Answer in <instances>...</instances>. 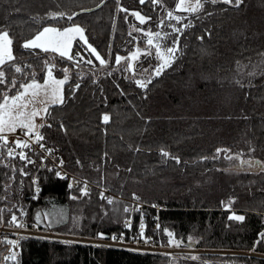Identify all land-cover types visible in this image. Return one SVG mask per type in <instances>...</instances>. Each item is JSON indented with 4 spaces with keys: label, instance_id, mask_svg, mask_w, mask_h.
I'll list each match as a JSON object with an SVG mask.
<instances>
[{
    "label": "trees",
    "instance_id": "trees-1",
    "mask_svg": "<svg viewBox=\"0 0 264 264\" xmlns=\"http://www.w3.org/2000/svg\"><path fill=\"white\" fill-rule=\"evenodd\" d=\"M102 1L0 0V32L9 33L13 63L23 69H4L17 82L13 91L22 82L42 80L50 64L58 76L66 68L70 77L65 102L49 107L41 131L49 158L27 149L28 163L19 152L9 157L0 147V226L14 228L23 219L58 235L98 239L103 233L127 243L150 240L156 247L172 239L196 242L203 253L190 264H264V0H244L238 8L204 2L198 13L177 11L178 0L160 5L109 0L68 19ZM134 11L151 19L141 24ZM167 11L181 21L167 18ZM162 19L181 31L179 45H171L179 49L173 63L157 76L153 69L161 61L148 37L134 28L155 33ZM74 24L91 36L110 61L107 67L79 42L74 49L78 60L84 57L79 64L22 47L47 25ZM146 47L152 55L136 60L134 71L125 70L129 60L115 63L117 56ZM35 55L40 58H28ZM87 59L93 63L87 65ZM149 79L146 88L135 82ZM61 161L76 187L60 173ZM85 183L93 186L87 196ZM102 194L113 196V203ZM233 215L244 220L229 219ZM9 241L11 234H0V264L182 262L170 254L39 238H21L15 250ZM13 253L15 260L5 259Z\"/></svg>",
    "mask_w": 264,
    "mask_h": 264
},
{
    "label": "snow or ice",
    "instance_id": "snow-or-ice-1",
    "mask_svg": "<svg viewBox=\"0 0 264 264\" xmlns=\"http://www.w3.org/2000/svg\"><path fill=\"white\" fill-rule=\"evenodd\" d=\"M147 2L160 5L162 4V0H147ZM204 2H210L212 4L216 3H224L228 5H232L234 7H240L244 3V0H204ZM204 2L202 0H178L176 4V10L198 13L204 8ZM140 4L146 3V0H139ZM120 11L128 12L129 10L126 8H120ZM57 14H53V18L56 17ZM60 17H63L65 14H58ZM141 24L147 23L150 20V17H145L141 15L139 11H134L131 13ZM73 17L68 16V19L71 20ZM167 18L177 21L179 23L181 21L180 16H175L172 11H167ZM164 21L161 20L160 24L163 25ZM174 27V26H173ZM187 27V25L185 26ZM135 31L144 32L143 29L134 28ZM175 32H180V28H175ZM85 29L79 25H73L71 27L66 28H57L53 26L44 27L41 31H39L32 39L27 40L22 45L25 49H40L45 53L51 52L59 55L61 59H67L69 61H75L77 64L80 63L81 60H84V57L81 55L80 59L77 60L76 55L71 54V49L73 46V41L79 37V40L82 41L85 45H87V50H90L92 55L95 57L99 64L107 67L110 63L109 60L103 58L100 53L94 48L91 44L88 43V40L85 36ZM131 35V33H130ZM145 35L148 37L147 45L150 47H154L156 49V57L162 63L156 68L153 69L155 75L159 76L162 71L170 67L175 59V52L178 51V48L175 47H167L164 51H161V45L159 40L161 39L160 32H147ZM167 35V34H165ZM202 39V38H201ZM155 41V43H154ZM12 39L9 36L7 31L0 32V85H10L8 91L0 92V147L7 148V155L9 157H14L17 153L15 152L16 148L26 149L31 148L32 144L29 140L34 139L36 144H39L41 148H44V144L41 143L45 138L39 131L40 128H43L45 125L43 123H37L36 118L49 114V105H57L63 104L65 102V98L63 95V86L68 82V69H63V79H57L53 75V68H55V64H50L47 69V79H45L44 83L41 84L37 82L35 79H32L30 83L21 84L20 88L16 90V92L12 95H9L8 92L11 89L17 88V82L13 79H8L5 66H10L14 68L16 73H22L23 69L19 66H16L13 62L16 57L13 54L12 49ZM141 54L144 55H152L151 51H146L141 53V50L138 48L136 52H133L129 57H121L117 56L115 59L116 64H120L121 61L129 60L134 61L139 58ZM261 55H264L262 53ZM55 59V57H53ZM87 64H92L93 61L91 59H87L84 61ZM48 63V62H46ZM125 70H133L132 64L129 63ZM147 71V69H144ZM111 73H109L110 75ZM136 84L141 88H146L147 83H150L149 79L147 82L142 80H136ZM76 88H79V84L76 85ZM102 122L104 124H108L110 122V116L108 114H104L102 117ZM50 127V125H48ZM20 130L24 133L25 136L29 137V140H25L19 137L13 138V143L15 147H8L9 145V135L15 134L17 130ZM46 151H50L49 149H45ZM222 151V150H217ZM19 159L26 160L28 163H32L28 156L24 151H20L18 153ZM164 156H168L169 153L163 152ZM176 159L177 163H179V159L177 157H173ZM231 159V157H229ZM79 163V161H77ZM83 195H88V188L85 184L83 190ZM77 197H73L76 199ZM102 199H107L109 204L113 203L112 199L104 197L103 194L101 196ZM138 199V198H136ZM125 212L129 211L128 208L124 209ZM39 219V217H37ZM229 219H235L238 221H243V216L233 215L229 217ZM17 217L13 215L11 217V223L16 224ZM17 227H24L23 224H16ZM171 238L173 237L172 232L167 233ZM143 235V225H141V236ZM261 238L264 239V233H261ZM8 243L14 244V241H9ZM5 259L15 260L16 255L13 253L10 257H5ZM195 259V257H193Z\"/></svg>",
    "mask_w": 264,
    "mask_h": 264
},
{
    "label": "rangeland",
    "instance_id": "rangeland-1",
    "mask_svg": "<svg viewBox=\"0 0 264 264\" xmlns=\"http://www.w3.org/2000/svg\"><path fill=\"white\" fill-rule=\"evenodd\" d=\"M249 1V0H248ZM252 1V0H251ZM263 1V0H261ZM204 2V0H203ZM178 11V10H177ZM179 12H183V13H191V12H184V11H179ZM142 15V14H141ZM139 22V20H137ZM149 22V21H147ZM173 22L171 21H166L165 23H163L162 27H159V25L157 26V30L158 32L161 33V39L159 41L160 45H161V51H164L167 47H172L171 45H174L177 43V45H179V41H180V32H175L174 31V27L171 25ZM74 25H79V24H74ZM48 26H53V27H57V28H66V27H58V26H55V25H47L45 27H48ZM73 26V25H71ZM71 26H67V27H71ZM81 26V25H79ZM82 27V26H81ZM173 27V28H172ZM176 28H180L178 25L175 26ZM83 28V27H82ZM144 29V28H143ZM140 32V31H139ZM229 32L230 29H229ZM142 33V32H141ZM145 33H147V31L144 30L143 34L145 35ZM85 36L88 40V43L91 44L94 48H96V46L93 44V42L91 41V36H89V34L86 32L85 30ZM167 34V35H165ZM32 39V38H31ZM30 40V39H29ZM79 42L81 44V46H85L86 49H87V45H85L82 41L79 40V37H77L74 41H73V46H72V49H71V54L73 55H76L75 52H74V49H75V46H76V43ZM155 43V41H154ZM174 43V44H173ZM13 49V48H12ZM27 50H30V51H34V50H38V51H42L40 49H27ZM149 49L146 47L144 49L141 50V53H144L146 51H148ZM88 52H90V50H87ZM43 52V51H42ZM133 52H136V50H134ZM132 52V53H133ZM154 52H156V49L154 48ZM48 53H51V52H48ZM91 53V52H90ZM131 53V54H132ZM14 54V53H13ZM55 55H58L56 53H53ZM130 54V55H131ZM129 55V56H130ZM144 54H141L139 56V58L137 60H140L141 57L143 56ZM175 55H176V52H175ZM59 56V55H58ZM120 56V55H119ZM123 57V56H121ZM28 58H32V59H38L40 58L39 55H35L33 57L31 56H28ZM27 59V58H26ZM66 59V58H65ZM77 59V58H76ZM78 60V59H77ZM136 62V60L134 61H130V63L132 64V68L134 67V63ZM142 62V61H140ZM162 63V61H161ZM137 64V62H136ZM144 64V63H143ZM142 64V65H143ZM89 65V64H87ZM136 66V65H135ZM6 67V66H5ZM169 67L165 68L162 73L168 69ZM143 69V68H142ZM139 69V71L144 75L147 73V71H144V69ZM53 75L57 78V79H63V76H58L57 73H55V71L53 70ZM45 79H47V71L43 77L42 80H36L37 82L43 84ZM70 79V77H69ZM68 79V81H69ZM30 81H27V82H22L20 83L21 84H26V83H30ZM66 84V83H65ZM10 88V85H0V92H4V91H8V89ZM20 88V86H19ZM18 88V89H19ZM65 85L63 86V95H64V98H65ZM14 89H11V91L8 92L9 95H12L14 94L16 91H13ZM57 105H60V104H57ZM50 106H53V105H49L48 108ZM45 116H43V118L41 117H37L36 118V121L37 123H43L45 124ZM39 131L41 132L42 131V128L39 129ZM9 135V144L13 143V138L14 137H19V138H22V139H25V140H29V137L25 136L23 132H21L19 129L17 130V132L15 134H8ZM30 143H34V139L32 140H29ZM28 151H31L30 148H27ZM26 149V151H27ZM20 152L21 150H15V152ZM25 153H28V152H25ZM232 170H235V171H240L239 169H237L236 167H233ZM264 179V175L261 177ZM256 187V186H255ZM260 190L259 187L256 188V191ZM25 213V212H24ZM23 219L19 220V222H22ZM23 223L26 224L25 221H23ZM53 224H55L53 221H52ZM29 225L26 224V227L27 228ZM30 227V226H29ZM9 230L12 231V227H7ZM16 230V229H15ZM13 229L14 232L12 233H9L11 234L12 238H13V241L15 239V234H17L19 236V240L21 238H39V239H43V240H51V241H59V242H63V243H66V244H73V243H80V244H88V245H94V246H98V247H102V248H123V249H128V250H132V251H136V252H144V253H151V254H154V253H163V254H167V255H172L174 258V261H182L180 264H190L193 260H196V258L203 253V251L199 250V249H195V248H185L183 247V244L180 243V242H177L175 240H171V244L167 247H165L164 249H151V248H148V247H144V246H141V247H137L136 245H132L130 246L129 244H125V243H122V242H112V243H106L105 241H103L102 239L98 238V239H91V238H85V237H79V236H75V235H69V234H64V235H58V234H52L53 236L51 237H47L46 236V233H43V235L45 236H42V235H39L36 237V235L32 234L34 233L33 231H19L17 232L18 230L15 231ZM30 232V233H28ZM15 233V234H14ZM42 233V232H41ZM191 241V240H189ZM122 243V244H120ZM15 245V243H14ZM152 251V252H150ZM193 257H195V259H193ZM178 264V263H177Z\"/></svg>",
    "mask_w": 264,
    "mask_h": 264
},
{
    "label": "built area",
    "instance_id": "built-area-1",
    "mask_svg": "<svg viewBox=\"0 0 264 264\" xmlns=\"http://www.w3.org/2000/svg\"><path fill=\"white\" fill-rule=\"evenodd\" d=\"M41 143L43 144L42 141H41ZM31 144H32V147L30 148V150L32 152H34L35 154L42 155V156L44 155L46 158H49L50 154L48 152L46 154L44 152V149L41 148L39 146V144H36L35 142L34 143H31ZM24 152H26V150ZM56 161H58V160H56ZM63 163H64V161H61V163L58 165V167H60V173H62V175L64 176V178L66 180L67 179H72L71 183H72L73 187H76L77 186V183L75 181V178L72 177L69 174V172H67L64 168H61ZM85 184L87 185L88 192H90L91 189L93 188V186L90 183H85ZM103 194L105 195V194H107V192L106 191H103ZM113 198H114L113 196L109 197V199H112V200H113ZM128 209H129V211H127V212H130L131 211L130 208H128ZM18 224H23L24 227H17L16 226V227L12 228V231H11L7 227L0 226V234H2V233H12V232H14L13 229L14 230L16 229V230H18L17 232H19V231H33L34 233H32V234L36 235V237L39 236V235L45 236V235H43V233H46V236L47 237L53 236L52 233H48V232L41 231L36 226H32V227H29L28 226L27 228H25L26 227V224L23 223V221L22 222H19ZM28 233H30V232H28ZM14 237H15V239H14V242H15L14 249L17 250V245H18V242H19V236L17 234H15ZM103 241H105V240H103ZM105 242L106 243H112V242H116V241L113 240V239H111V240H106ZM117 242H122V243H125V244H129L130 246H132V245H136L137 247L144 246V247H148V248H151V249H157V250L158 249H164L165 248V247H156L152 241L146 240V239H137L136 241H133L131 243L124 242L123 240H120V241H117ZM122 243H120V244H122ZM150 252H152V251H150Z\"/></svg>",
    "mask_w": 264,
    "mask_h": 264
},
{
    "label": "water",
    "instance_id": "water-1",
    "mask_svg": "<svg viewBox=\"0 0 264 264\" xmlns=\"http://www.w3.org/2000/svg\"><path fill=\"white\" fill-rule=\"evenodd\" d=\"M109 0H103L98 6H96L95 8H91V9H87V10H81L77 13H75L72 17V19L76 18L77 16L81 15V14H84V13H90V12H93V11H96L98 9H100L101 7L104 6L105 3H107ZM59 16H56V18H58ZM100 239L102 240H109L110 239V235L108 234H103V233H100L99 236H98ZM197 246V243L196 242H188V243H184L183 244V247H186V248H195Z\"/></svg>",
    "mask_w": 264,
    "mask_h": 264
},
{
    "label": "crops",
    "instance_id": "crops-1",
    "mask_svg": "<svg viewBox=\"0 0 264 264\" xmlns=\"http://www.w3.org/2000/svg\"><path fill=\"white\" fill-rule=\"evenodd\" d=\"M10 145L12 146V147H15V145H14V143H10ZM15 150H23V149H19V148H16Z\"/></svg>",
    "mask_w": 264,
    "mask_h": 264
}]
</instances>
